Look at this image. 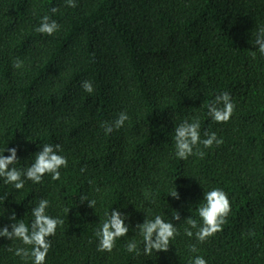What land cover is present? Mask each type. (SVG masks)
<instances>
[{"label": "trees", "instance_id": "16d2710c", "mask_svg": "<svg viewBox=\"0 0 264 264\" xmlns=\"http://www.w3.org/2000/svg\"><path fill=\"white\" fill-rule=\"evenodd\" d=\"M75 2L0 0V153L17 148L14 166L24 169L44 144L58 143L68 160L56 181L46 174L16 190L0 178V197L8 195L0 227L12 223L13 210L30 224L44 198L47 214L64 220L45 264H188L197 255L207 264H264V55L254 45L264 0ZM44 15L60 25L51 36L35 31ZM225 91L235 111L216 123L207 104ZM120 112L129 117L124 126L105 134L102 122ZM186 118L200 120L201 139L216 132L223 144L198 145L203 158L176 157L174 128ZM213 187L228 194L231 212L200 243L184 234V219L202 223L196 209ZM175 188L178 200L168 195ZM82 194L97 200L95 209L80 203ZM115 209L127 215L129 232L112 252L98 251L95 231ZM155 215L179 234L167 252L145 255L135 226ZM133 239L139 255L126 249ZM9 247L31 246L0 237V264H33Z\"/></svg>", "mask_w": 264, "mask_h": 264}, {"label": "clouds", "instance_id": "9594fccd", "mask_svg": "<svg viewBox=\"0 0 264 264\" xmlns=\"http://www.w3.org/2000/svg\"><path fill=\"white\" fill-rule=\"evenodd\" d=\"M66 5L75 8V0H65ZM58 9L53 7L52 13H56ZM60 28L56 20L50 19L48 15L41 17V21L35 31L41 34L53 35ZM254 45L258 48L261 55H264V27H261L255 34ZM255 57V53H253ZM23 66V61L16 58L13 62V67L19 69ZM81 87L89 94L93 93V85L89 80L81 82ZM235 103L233 102L228 92H221L215 95L214 100L207 104V114L216 123H227L235 111ZM126 112H120L113 121H104L101 126L105 134H109L114 130H118L124 126L128 120ZM200 120L198 118L184 119L174 128L175 155L176 157L186 160L189 156L198 155L203 158L204 151L197 148L198 145H203L204 148H211L214 145L220 146L223 144V139L218 138L216 132L205 131L204 137L201 139ZM194 148L197 150L194 152ZM7 151L9 155L3 153ZM63 151L60 144H44L41 150L34 154L33 162L30 166L24 169L15 167L18 162L17 148H6L3 153H0V178L5 184H11L16 190L24 188L25 180H29L35 184L42 182L46 174L51 175L53 181L59 180L61 177L60 169L67 168V157L60 155ZM12 166L11 168L9 166ZM86 169L81 168V172ZM99 191V189H97ZM174 199H179V193L176 190H171L168 194ZM7 194L0 199H7ZM87 201L89 208L95 209L97 205L96 199H89L87 195L80 196V203L84 204ZM49 201L41 198L35 207L31 209L32 220L30 224H26L23 219H16V212L13 210L8 217L12 223L0 227V237H4L11 241L19 240L27 247H12L8 251L13 252L15 256L21 259L31 257L33 264H45L47 254L51 248L50 237L55 236L58 226L63 225L64 220L60 217H52L47 214ZM70 211V210H66ZM202 223H198L192 216L184 219L187 225L184 227V234L191 238L195 236L200 243L205 242L216 233L223 230V226L227 223V217L231 212V202L228 194L218 187H213L209 191L204 192L203 202L196 209ZM106 219L97 227L95 236L98 238L97 250L101 252H112L115 247V242L118 238L124 237L129 232V226L125 223L128 219L127 215L122 214L119 209L112 210L106 213ZM173 220L180 221L181 217L178 211L172 217ZM11 228V231L9 230ZM143 241V252L145 255L155 252H167L170 247V241L175 239L179 234L177 227L172 222H166L162 216L155 215L154 218L146 217L143 223H138L135 226ZM193 229L195 232H193ZM252 235V233H249ZM126 249L129 253L135 252L140 254L136 240H129L126 243ZM189 251L192 253L198 252L195 244L189 245ZM188 264H207L203 256L197 255L189 259Z\"/></svg>", "mask_w": 264, "mask_h": 264}]
</instances>
